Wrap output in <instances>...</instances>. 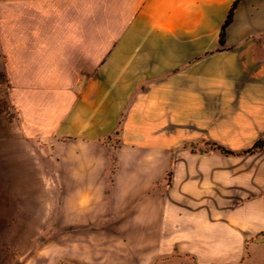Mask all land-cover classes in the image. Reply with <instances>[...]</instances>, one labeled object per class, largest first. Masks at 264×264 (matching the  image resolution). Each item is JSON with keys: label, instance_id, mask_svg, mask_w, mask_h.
<instances>
[{"label": "crops", "instance_id": "0c3cea01", "mask_svg": "<svg viewBox=\"0 0 264 264\" xmlns=\"http://www.w3.org/2000/svg\"><path fill=\"white\" fill-rule=\"evenodd\" d=\"M233 1L0 0V98L19 133L60 148L61 224L89 230L62 264L256 260L262 165L247 178L226 156L174 153L226 143L215 102L264 112V0L240 1L222 50Z\"/></svg>", "mask_w": 264, "mask_h": 264}, {"label": "rangeland", "instance_id": "374dc122", "mask_svg": "<svg viewBox=\"0 0 264 264\" xmlns=\"http://www.w3.org/2000/svg\"><path fill=\"white\" fill-rule=\"evenodd\" d=\"M260 39L264 44V27L260 30ZM228 49L231 48L222 47V50ZM258 83L256 78L247 76L246 92L258 89ZM221 103L215 102L212 119L215 129L221 125L224 130L228 129L226 143L216 138L188 142L174 153L226 156L231 167L246 169L247 178L253 176L251 169L262 165L259 177L264 188V112L254 114L247 101L237 100L223 102L226 106L219 111ZM14 117L3 95L0 98V264H62L63 254L81 253L89 230L61 224L60 148L53 149L48 142L25 138L17 130ZM106 142H110L108 152L114 172L115 135ZM257 237H261V242L247 246L246 256L253 253L256 260L252 264H264V230Z\"/></svg>", "mask_w": 264, "mask_h": 264}, {"label": "trees", "instance_id": "16d2710c", "mask_svg": "<svg viewBox=\"0 0 264 264\" xmlns=\"http://www.w3.org/2000/svg\"><path fill=\"white\" fill-rule=\"evenodd\" d=\"M240 1L241 0H234L233 1V3L231 4V6H230V8H229V10L227 12L226 18H225L223 24L221 25L218 41H219V45L222 46V47L225 45L227 27L232 22L235 9L237 8V6L240 3ZM221 151H223L224 153H230V151L226 150V149H221Z\"/></svg>", "mask_w": 264, "mask_h": 264}]
</instances>
